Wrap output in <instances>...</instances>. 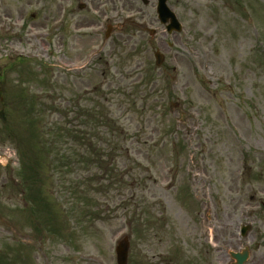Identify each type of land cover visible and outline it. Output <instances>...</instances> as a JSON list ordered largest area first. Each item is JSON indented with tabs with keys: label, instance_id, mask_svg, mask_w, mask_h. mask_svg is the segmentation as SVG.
<instances>
[{
	"label": "rangeland",
	"instance_id": "374dc122",
	"mask_svg": "<svg viewBox=\"0 0 264 264\" xmlns=\"http://www.w3.org/2000/svg\"><path fill=\"white\" fill-rule=\"evenodd\" d=\"M168 5L181 34L160 25L157 0H0L6 264H117L125 237L129 264H231L229 253L245 248L247 264H264V0ZM98 104L125 133L117 158L124 178L76 206L68 183L93 182L97 169L66 170L58 158L44 173L54 218L33 215L19 141L7 131L32 137L22 121L36 117L45 137L77 124L79 107Z\"/></svg>",
	"mask_w": 264,
	"mask_h": 264
},
{
	"label": "trees",
	"instance_id": "16d2710c",
	"mask_svg": "<svg viewBox=\"0 0 264 264\" xmlns=\"http://www.w3.org/2000/svg\"><path fill=\"white\" fill-rule=\"evenodd\" d=\"M22 109L23 115L31 116L30 113L25 112L26 110L24 111V107ZM72 113L77 124L69 123L56 130L52 129L53 134L50 132L45 137L39 134V131L41 126L42 128H47V126L36 117L22 121L26 124L27 134H32V137L16 135L15 130L11 128H9L11 132L7 131L10 138L16 137L19 141L16 148L21 166L20 172H22L20 174L25 177L22 180L25 200L32 204L33 213L41 209L48 212L50 219L54 218L56 207L44 192L47 183L44 173H47V169L56 168L58 158L63 162L62 167L65 165L66 170L82 167L83 169H97L98 174L93 175V182L83 179L74 184L68 183L67 193L70 200L72 197L73 204L76 206L81 204L83 199L89 200L94 197L99 201L97 196L109 195L114 191L115 182L122 180L125 176L117 160L123 148L125 133L117 121L112 118L109 108L98 104L97 106L91 105L89 108L79 107L78 111ZM80 123L83 125L82 128H80ZM107 137H112V139L106 140ZM106 152L108 155H105ZM53 157L56 160L52 162ZM90 186L95 187V192L89 190ZM56 230L55 223H51V232L55 233ZM6 262L7 259L4 256L0 257V264H6Z\"/></svg>",
	"mask_w": 264,
	"mask_h": 264
},
{
	"label": "water",
	"instance_id": "95a60500",
	"mask_svg": "<svg viewBox=\"0 0 264 264\" xmlns=\"http://www.w3.org/2000/svg\"><path fill=\"white\" fill-rule=\"evenodd\" d=\"M158 8L157 12L160 18V21L163 24L170 23L167 27V30L169 33L172 32H181L182 28L180 24L178 23L176 16L172 13V11L168 8L166 2L167 0H158ZM157 60V66H161L164 58L160 53H156L155 55ZM250 231V227H247L243 230L244 235ZM128 252H129V243L127 239H125L124 242L120 243L118 248L116 249L117 254V262L118 264H127L128 263ZM247 254H232V257L236 260L235 264H245L247 260Z\"/></svg>",
	"mask_w": 264,
	"mask_h": 264
}]
</instances>
